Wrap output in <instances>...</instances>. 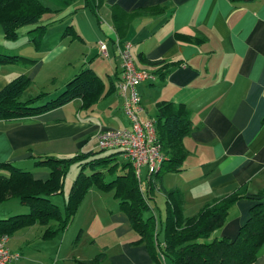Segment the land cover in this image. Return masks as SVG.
<instances>
[{
	"label": "crops",
	"instance_id": "obj_1",
	"mask_svg": "<svg viewBox=\"0 0 264 264\" xmlns=\"http://www.w3.org/2000/svg\"><path fill=\"white\" fill-rule=\"evenodd\" d=\"M40 1L51 9L40 19L41 31L23 26L9 40L0 26V53L21 57L0 62V89L19 74L36 83L44 68L62 57L59 89L88 68L100 80L101 91L86 106L74 99L38 114L0 118V163L45 179L49 169L37 164L40 157L96 151L97 132L128 128L117 83L121 50L130 42L135 65L155 75L136 87L141 117L156 120L162 103H171L169 112L181 107L188 114L190 130L182 139L187 155L180 172L164 174V187L181 190L186 215L214 199L239 195L213 234L234 237L254 203L247 197L264 191V0ZM119 19L127 21L123 33L115 27ZM101 41L106 55L99 51ZM50 76L56 83V76ZM117 158L119 172L123 157ZM0 176L9 171L0 168ZM96 192L104 193L89 188L65 229L45 235V225L33 224L10 235L9 248L21 253L12 264H70L100 252L112 264H158L147 245L137 242L115 197L116 207L105 210L96 207L102 203L85 200ZM17 202L18 213H26L27 207ZM10 215L0 207V218ZM159 259L168 264L162 254ZM254 264H264V244Z\"/></svg>",
	"mask_w": 264,
	"mask_h": 264
},
{
	"label": "trees",
	"instance_id": "obj_2",
	"mask_svg": "<svg viewBox=\"0 0 264 264\" xmlns=\"http://www.w3.org/2000/svg\"><path fill=\"white\" fill-rule=\"evenodd\" d=\"M51 11L40 0H0V26L4 37L16 39L23 26H33L32 32L41 31L43 14ZM127 25L124 19L115 21L119 33ZM21 57L0 53V62H14ZM158 62V61H157ZM155 63V62H154ZM159 63V62H158ZM165 66L160 69L163 75ZM30 85V78L19 74L0 89V118L34 115L62 106L74 99H81L89 105L98 98L101 83L88 68H82L56 97L39 104L47 98L44 91L36 96L22 99L24 90ZM171 103L158 106L155 124L156 137L160 143L163 160L153 172L145 169L139 178L131 160L124 158L121 151L98 154L105 149L77 152L72 156L58 158L43 156L37 164L46 165L49 175L45 179L35 178L30 171L22 170L9 163H0V168L9 171V176H0V203L9 198L17 199L28 209L0 218V234L12 235L16 230L33 224L45 225V235L63 230L71 222L75 211L89 188L113 191L119 208L139 236L137 242L147 245L154 261L160 263L162 254L168 264H254L264 244V191L248 196L254 200L247 220L238 228L234 237H215V230L222 226L229 208L239 195L231 194L204 204L196 213H184V197L177 187L166 188L162 183L164 174L180 172L187 155L182 139L190 130L188 114L179 107L170 111ZM121 155V171L117 156ZM80 167L67 196L60 207L53 197L63 195L65 176L72 165ZM105 173L110 180H106ZM164 197V216L160 226L154 214L152 203L157 194ZM158 225V227L156 226ZM161 233L162 238H159ZM70 264H112L104 252L91 260L74 259Z\"/></svg>",
	"mask_w": 264,
	"mask_h": 264
},
{
	"label": "built area",
	"instance_id": "obj_3",
	"mask_svg": "<svg viewBox=\"0 0 264 264\" xmlns=\"http://www.w3.org/2000/svg\"><path fill=\"white\" fill-rule=\"evenodd\" d=\"M131 44L126 42L121 50V73L117 83L123 102L122 108L129 121L128 128L102 129L95 138L99 149H118L122 156L131 160L136 176L139 178L142 168L147 172L156 171L163 160L160 143L156 137L154 118H142V106L136 87L155 75L146 69L138 68L132 58ZM99 51L106 55V45L99 43ZM9 236L0 234V264H12L21 257L19 251L8 246Z\"/></svg>",
	"mask_w": 264,
	"mask_h": 264
},
{
	"label": "rangeland",
	"instance_id": "obj_4",
	"mask_svg": "<svg viewBox=\"0 0 264 264\" xmlns=\"http://www.w3.org/2000/svg\"><path fill=\"white\" fill-rule=\"evenodd\" d=\"M72 53L74 54L73 56L77 57L80 53V50H78V51H77V49L73 50ZM62 60L63 59L61 57L53 65H50V66L48 65V67H45L44 70L42 71V73L40 74L39 78L36 79L37 82L36 83H30V85L24 90V93L22 95V99H26V98H29L31 96H36L40 91H46L47 89L51 90V92L48 93L50 95L47 94L46 95L47 98L43 99V101H41V102L39 101V104H41L42 102L48 101L50 98L56 97L63 90V89H59V86L61 85V78L64 76V73H63L64 69L61 66ZM51 74L56 76V81H57L56 83H53V81H51L52 80L51 76H50ZM47 79H48V81H47ZM39 83H40V85H39ZM38 86H40V87L42 86V88H44V89H42V88L40 89V88H38ZM98 149L99 148L97 147V150ZM110 151H118V149H105L103 151L98 152V154H101V155L102 154H108ZM79 169H80V167H78V165H76V164H74L70 167V169L68 170V172L66 173V176H65L63 195L59 194V195H56L55 197H53V202L57 203L60 207H62L63 200L67 196L68 190H69L74 178L76 177L77 173L79 172ZM144 170L145 169L142 168V172H143L142 177L144 174ZM173 177H175V179H177V181L179 180V176L175 175ZM109 179H111V176L109 174H107L106 180H109ZM86 199L90 200V202L102 203L103 206H96V207L101 208L102 210H105V207H109L111 209L113 207H116V205H117V201L114 199V193L112 190L111 191H105L102 194L101 193L99 194L96 192L95 195L86 196L85 200ZM17 205L19 206L20 204H18L17 199L13 198L8 202H3L0 207L1 208L3 207V211L6 212V214H15V212H17V213L19 212ZM151 206L156 211L155 213L157 216V223L158 224L160 223L159 218H158L159 217V210H160L161 224H162V220H163V216H164V207H165L163 196L157 195L155 203H152ZM9 212H11V213H9ZM20 212H22V211H20ZM105 215H106V213H105ZM99 217H100V215H99ZM159 226H160V224H159ZM159 238L160 239L162 238L161 233L159 234Z\"/></svg>",
	"mask_w": 264,
	"mask_h": 264
}]
</instances>
